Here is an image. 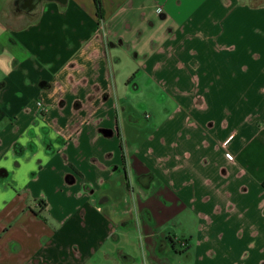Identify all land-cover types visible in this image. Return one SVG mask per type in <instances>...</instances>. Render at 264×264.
<instances>
[{
    "label": "crops",
    "instance_id": "obj_1",
    "mask_svg": "<svg viewBox=\"0 0 264 264\" xmlns=\"http://www.w3.org/2000/svg\"><path fill=\"white\" fill-rule=\"evenodd\" d=\"M100 6L0 0V264H264V0Z\"/></svg>",
    "mask_w": 264,
    "mask_h": 264
},
{
    "label": "rangeland",
    "instance_id": "obj_2",
    "mask_svg": "<svg viewBox=\"0 0 264 264\" xmlns=\"http://www.w3.org/2000/svg\"><path fill=\"white\" fill-rule=\"evenodd\" d=\"M147 111H148L147 106L146 107H144L143 105L137 106V117L144 119V115H146L145 112H147ZM180 260L182 261V264H192V259L186 258L185 260H182V258H181Z\"/></svg>",
    "mask_w": 264,
    "mask_h": 264
},
{
    "label": "built area",
    "instance_id": "obj_3",
    "mask_svg": "<svg viewBox=\"0 0 264 264\" xmlns=\"http://www.w3.org/2000/svg\"><path fill=\"white\" fill-rule=\"evenodd\" d=\"M36 106H37V110L40 112V113H43L45 112L47 109H48V106L45 102H43L42 100H38L36 102Z\"/></svg>",
    "mask_w": 264,
    "mask_h": 264
},
{
    "label": "trees",
    "instance_id": "obj_4",
    "mask_svg": "<svg viewBox=\"0 0 264 264\" xmlns=\"http://www.w3.org/2000/svg\"><path fill=\"white\" fill-rule=\"evenodd\" d=\"M94 3L96 5L98 12L100 13L101 12L100 0H94ZM0 118H1V115H0Z\"/></svg>",
    "mask_w": 264,
    "mask_h": 264
}]
</instances>
